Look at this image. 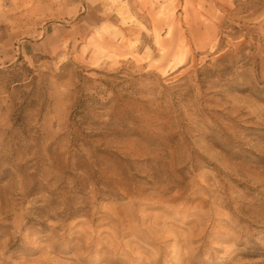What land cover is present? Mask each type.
Wrapping results in <instances>:
<instances>
[{
    "label": "rangeland",
    "instance_id": "1",
    "mask_svg": "<svg viewBox=\"0 0 264 264\" xmlns=\"http://www.w3.org/2000/svg\"><path fill=\"white\" fill-rule=\"evenodd\" d=\"M0 264H264V0H0Z\"/></svg>",
    "mask_w": 264,
    "mask_h": 264
}]
</instances>
